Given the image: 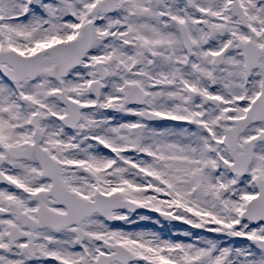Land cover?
I'll list each match as a JSON object with an SVG mask.
<instances>
[{"label": "snow or ice", "instance_id": "1", "mask_svg": "<svg viewBox=\"0 0 264 264\" xmlns=\"http://www.w3.org/2000/svg\"><path fill=\"white\" fill-rule=\"evenodd\" d=\"M0 264H264V0H0Z\"/></svg>", "mask_w": 264, "mask_h": 264}, {"label": "rangeland", "instance_id": "2", "mask_svg": "<svg viewBox=\"0 0 264 264\" xmlns=\"http://www.w3.org/2000/svg\"><path fill=\"white\" fill-rule=\"evenodd\" d=\"M184 226H182V225H178V226H176V228L179 230V229H181V228H183Z\"/></svg>", "mask_w": 264, "mask_h": 264}, {"label": "flooded vegetation", "instance_id": "3", "mask_svg": "<svg viewBox=\"0 0 264 264\" xmlns=\"http://www.w3.org/2000/svg\"><path fill=\"white\" fill-rule=\"evenodd\" d=\"M176 226H178V224Z\"/></svg>", "mask_w": 264, "mask_h": 264}]
</instances>
